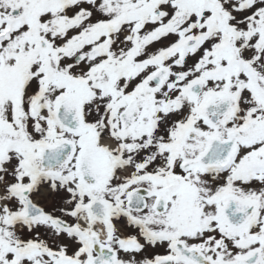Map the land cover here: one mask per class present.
<instances>
[{"label": "snow or ice", "instance_id": "obj_1", "mask_svg": "<svg viewBox=\"0 0 264 264\" xmlns=\"http://www.w3.org/2000/svg\"><path fill=\"white\" fill-rule=\"evenodd\" d=\"M0 264H264V0H0Z\"/></svg>", "mask_w": 264, "mask_h": 264}]
</instances>
